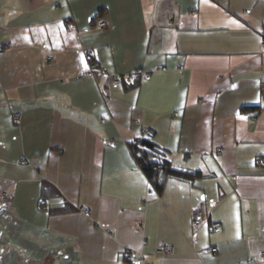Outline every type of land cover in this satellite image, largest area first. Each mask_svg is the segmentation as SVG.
<instances>
[{
	"label": "crops",
	"instance_id": "crops-1",
	"mask_svg": "<svg viewBox=\"0 0 264 264\" xmlns=\"http://www.w3.org/2000/svg\"><path fill=\"white\" fill-rule=\"evenodd\" d=\"M263 25L264 0H0V264H264ZM147 129L200 175L155 192Z\"/></svg>",
	"mask_w": 264,
	"mask_h": 264
},
{
	"label": "trees",
	"instance_id": "trees-1",
	"mask_svg": "<svg viewBox=\"0 0 264 264\" xmlns=\"http://www.w3.org/2000/svg\"><path fill=\"white\" fill-rule=\"evenodd\" d=\"M137 79L138 77H136L130 84H134ZM146 131L151 132L149 129ZM128 147L134 162L145 174L150 186L157 193L162 190L165 181L168 178L188 180L192 176L200 175L198 171L190 173L174 168L171 165L170 160L166 157V150L152 142L151 135H145L130 142ZM44 184V192L50 191L51 186L46 183Z\"/></svg>",
	"mask_w": 264,
	"mask_h": 264
},
{
	"label": "built area",
	"instance_id": "built-area-1",
	"mask_svg": "<svg viewBox=\"0 0 264 264\" xmlns=\"http://www.w3.org/2000/svg\"><path fill=\"white\" fill-rule=\"evenodd\" d=\"M93 27L95 29L100 30V29L105 27V22L101 19H96L94 24H93ZM261 38H262L261 47L264 49V27L262 28V31H261ZM86 54L87 55L92 54V50H90V49L87 50ZM96 69H99L102 73L107 72V70L104 66H99L97 63L89 61V67L86 70V72L84 73V76L93 77ZM147 76H148L147 73H144L139 68H137V69L133 70L132 72H128L125 74L111 73L110 74V80L113 84H118L120 82H125V83L130 84L136 77L146 78ZM260 99H261V102H264V82H261V85H260ZM17 119H18V115L12 116V120L14 122H16ZM151 134H152V132H150V131H145L143 133V135H151ZM218 150H220V149H218ZM259 164L264 166V157L260 159ZM7 197H8V194L4 192L1 194L0 199L4 200ZM80 210L83 213H87V210L85 208H80ZM191 222H192L193 227H196V228L207 225L210 230L219 229V224L217 222H209L207 204L204 201H198L197 204L194 206V208L192 210ZM206 251L214 253V252H216V248L210 247V248H207ZM173 252H174V247L172 245H162L156 250V253L159 256L171 255V254H173ZM122 255L125 259L129 260L131 257L134 256V253L130 249H125L122 251ZM260 259L264 260V252H261ZM251 261H253V260H251ZM149 264H152V263H149Z\"/></svg>",
	"mask_w": 264,
	"mask_h": 264
},
{
	"label": "rangeland",
	"instance_id": "rangeland-1",
	"mask_svg": "<svg viewBox=\"0 0 264 264\" xmlns=\"http://www.w3.org/2000/svg\"><path fill=\"white\" fill-rule=\"evenodd\" d=\"M97 19V18H96ZM96 19H94L93 20V24H94V22H95V20ZM94 28V27H93ZM9 207V206H8ZM4 208H5V205H4V203H0V227L2 228L3 227V224H4V219L2 218L3 217V215H4ZM1 235V234H0ZM3 240H5L4 239V237L3 236H0V243H2L3 244ZM1 245V244H0ZM4 245V244H3ZM5 247H6V245H5ZM1 248H4V246L3 247H1ZM12 252H13V248L12 247H8ZM14 249H17V247H14ZM9 258L10 257H12L11 255H9L8 256Z\"/></svg>",
	"mask_w": 264,
	"mask_h": 264
},
{
	"label": "bare ground",
	"instance_id": "bare-ground-1",
	"mask_svg": "<svg viewBox=\"0 0 264 264\" xmlns=\"http://www.w3.org/2000/svg\"><path fill=\"white\" fill-rule=\"evenodd\" d=\"M263 27H264V25H263ZM212 253V252H211ZM215 253V252H214Z\"/></svg>",
	"mask_w": 264,
	"mask_h": 264
},
{
	"label": "snow or ice",
	"instance_id": "snow-or-ice-1",
	"mask_svg": "<svg viewBox=\"0 0 264 264\" xmlns=\"http://www.w3.org/2000/svg\"><path fill=\"white\" fill-rule=\"evenodd\" d=\"M85 67H86V65H85Z\"/></svg>",
	"mask_w": 264,
	"mask_h": 264
}]
</instances>
